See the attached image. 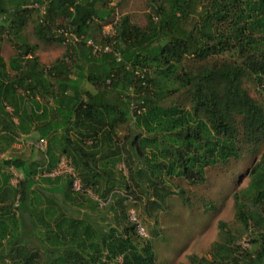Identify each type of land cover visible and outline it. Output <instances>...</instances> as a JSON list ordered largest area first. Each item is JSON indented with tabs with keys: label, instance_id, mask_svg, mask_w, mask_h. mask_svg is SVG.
Returning <instances> with one entry per match:
<instances>
[{
	"label": "trees",
	"instance_id": "obj_1",
	"mask_svg": "<svg viewBox=\"0 0 264 264\" xmlns=\"http://www.w3.org/2000/svg\"><path fill=\"white\" fill-rule=\"evenodd\" d=\"M151 1L160 18L141 26L114 20L112 0H0V264H157L120 190L145 198L156 223L173 194L208 212L217 204L192 187L208 167L245 155L260 156L233 192L240 231L220 220L208 254L189 259L264 264V0ZM34 14L41 41L66 44L50 65L24 35ZM5 40L16 46L9 60ZM30 134L46 148L13 154ZM63 156L81 191L71 175H49ZM244 232L252 249L239 242Z\"/></svg>",
	"mask_w": 264,
	"mask_h": 264
},
{
	"label": "rangeland",
	"instance_id": "obj_2",
	"mask_svg": "<svg viewBox=\"0 0 264 264\" xmlns=\"http://www.w3.org/2000/svg\"><path fill=\"white\" fill-rule=\"evenodd\" d=\"M110 5L115 7L114 20L120 19L123 15H129L131 22L145 26L148 23L149 14L153 15L155 21L160 18V15L153 11L152 6H154V3L151 0H112ZM37 16V14H34L30 18L24 29V35L30 43L38 44L37 53L41 61L46 65H50L64 54L66 44L41 41L34 31ZM111 32L112 26L109 24L104 27L102 34ZM15 47L10 40H5L2 43L1 53L6 60H9L15 54ZM251 93L256 97H260V93L254 86L251 87ZM8 109L12 110V108ZM131 127L135 128L134 124ZM124 133L122 131L121 134ZM31 143L29 137L18 139L14 144L12 153L29 155L32 151ZM263 151L264 146L261 147V152ZM6 154L8 153H1L0 157ZM259 156L245 155L241 160L233 159L230 164L207 168V182L192 187L191 191L197 196L211 199L217 204L216 209L208 212L203 209L199 200L194 205L195 208L190 210L183 205L176 194H173L169 197V207H166L165 211H160V219L156 223L153 216H147L145 213V198L141 202H137L133 199V194L128 193L126 190H120L123 195H128V199L124 202L126 204V214L130 218L134 215L137 221L142 224L148 237H151L157 253V264H191L190 255H207L211 244L218 237V222L220 220L227 221L234 231H240L238 230L240 224L235 217L233 192H237L248 185L250 168ZM118 167L125 176L129 177L125 163H120ZM18 180L19 174L14 170L12 183L16 184ZM181 182L186 188L190 189L188 183ZM171 188L174 189L175 186L172 185ZM116 200L117 196H114L112 204H115ZM107 213L113 221L114 211ZM154 229L157 234L152 236L151 231ZM250 236V232L242 234L239 242L243 248H253L249 241Z\"/></svg>",
	"mask_w": 264,
	"mask_h": 264
},
{
	"label": "built area",
	"instance_id": "obj_3",
	"mask_svg": "<svg viewBox=\"0 0 264 264\" xmlns=\"http://www.w3.org/2000/svg\"><path fill=\"white\" fill-rule=\"evenodd\" d=\"M33 7H38V5L34 4ZM40 12H41V14L45 12V6L40 7ZM74 37H75V35H74ZM89 43L93 44V42L91 40L89 41ZM94 49L98 50V51H104V52L112 50L111 47H94ZM116 56L120 57L119 53H116ZM31 144L35 145L37 148L44 149L47 146V140L42 139L40 141H35V142L32 141ZM58 174L71 175L73 178L74 190H76V191L82 190L81 179L76 174L70 158L63 156L61 158L57 168L52 173H50L49 175L54 176V175H58ZM131 219L136 223L138 232L142 235H147L145 229L142 227V224H140L139 221H137V218L134 215L131 217Z\"/></svg>",
	"mask_w": 264,
	"mask_h": 264
},
{
	"label": "crops",
	"instance_id": "obj_4",
	"mask_svg": "<svg viewBox=\"0 0 264 264\" xmlns=\"http://www.w3.org/2000/svg\"><path fill=\"white\" fill-rule=\"evenodd\" d=\"M22 137H23V138H25V137L28 138V137H29L30 140L32 141V139H34V134H30V135H22L20 138H22ZM20 138H19V139H20Z\"/></svg>",
	"mask_w": 264,
	"mask_h": 264
}]
</instances>
